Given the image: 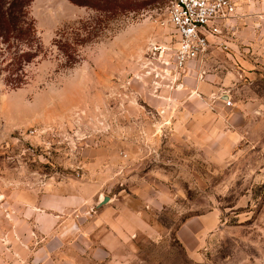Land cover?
I'll use <instances>...</instances> for the list:
<instances>
[{
	"label": "rangeland",
	"instance_id": "1",
	"mask_svg": "<svg viewBox=\"0 0 264 264\" xmlns=\"http://www.w3.org/2000/svg\"><path fill=\"white\" fill-rule=\"evenodd\" d=\"M171 1L116 16L68 0L31 3L43 51L22 87L0 79V264H44L23 262L10 251L13 216H30L15 204L35 201L47 182L98 179L110 194H134L129 205L139 207L148 225L120 247L121 264H264V24L256 25L264 17L234 23L198 62L218 84L216 93L162 88L159 97L142 63L149 42L166 37L160 23ZM237 1L241 15L264 14V0ZM237 28H245L247 39L239 41ZM89 30L99 37L79 46V62L66 67L54 41ZM239 101L256 109L245 116L246 137L236 143ZM179 107L206 114L181 115ZM108 156H115L110 178ZM151 169L163 178L146 174ZM147 184L154 186L155 204H143L134 193ZM215 210V229L187 252L179 228ZM84 221L75 213L66 226ZM62 258L57 254L55 263Z\"/></svg>",
	"mask_w": 264,
	"mask_h": 264
},
{
	"label": "crops",
	"instance_id": "2",
	"mask_svg": "<svg viewBox=\"0 0 264 264\" xmlns=\"http://www.w3.org/2000/svg\"><path fill=\"white\" fill-rule=\"evenodd\" d=\"M252 15L255 16L251 17ZM259 16L264 17V14H240L235 23L247 22L254 17L257 19ZM263 24L258 23L256 25L260 29ZM166 31L164 29V32ZM235 33L240 37L239 41L247 39L245 28L235 29ZM211 41V46H213V44L220 45L224 40L211 38ZM196 66H198L197 69H195ZM205 74V69L198 64V61L189 63L181 77L178 89L184 93L200 92L205 97H209L210 94L217 92L219 86L211 81L213 78H208L210 75L204 76ZM228 98L232 100L231 95ZM236 103H238L237 114L242 122L238 124L239 127L235 133L236 143H239L244 140L247 133L243 124L245 116L250 113L254 114L256 108L251 109L249 105L244 104V101ZM172 110L174 109L169 107L167 112ZM178 111L181 115L189 116L206 114L205 110L201 112L193 107H179ZM179 125L176 124L175 126L181 127ZM225 137H228V132H225ZM194 139L193 132L189 133L188 142L192 144ZM114 157L110 159L108 156V167L105 173L107 178H110L109 170L115 163ZM146 174L163 178L159 169L148 170ZM52 185L54 184L47 182L43 194L37 196L35 201L14 205V209L22 207V213L28 210L30 215L26 219L21 216H13L14 222L9 236L11 238L10 251L14 253L15 257H19L23 262L25 259H33L39 263L40 260L44 259V264H47V261L48 264H56L57 254H62L63 258L58 264H81L83 260H89L92 264H121L118 261L120 247L129 241L130 236L135 233L138 227L148 226L143 213L138 209L139 207L129 205L128 201L131 197L132 199L135 198L134 194H110L103 181L99 179L92 182H80L78 180L67 183L61 181L57 182L55 186ZM150 187L151 189L154 188L153 185L147 184L142 186V189L139 187L134 190L136 197L145 205L155 204L156 200L158 201L156 197H150ZM106 195L110 198L109 202L98 206ZM15 211L18 210L15 209ZM83 212L84 214H82ZM75 213H77L78 218H85V224H77L78 230L70 232L74 236V241L73 238L72 241H69L71 236L68 231L69 225L66 226V224L70 218L73 219ZM218 221L219 216L216 210L188 218L178 230V239L187 252L194 253L200 241L206 240L207 236L215 229ZM102 226L106 227L107 230L99 234L98 230Z\"/></svg>",
	"mask_w": 264,
	"mask_h": 264
},
{
	"label": "built area",
	"instance_id": "3",
	"mask_svg": "<svg viewBox=\"0 0 264 264\" xmlns=\"http://www.w3.org/2000/svg\"><path fill=\"white\" fill-rule=\"evenodd\" d=\"M239 16L237 0H172L167 18L160 23L167 37L149 42L142 63L153 94L161 97L162 88L178 89L188 64L203 60L211 38L224 40ZM226 104L231 106L233 101L227 98Z\"/></svg>",
	"mask_w": 264,
	"mask_h": 264
},
{
	"label": "trees",
	"instance_id": "4",
	"mask_svg": "<svg viewBox=\"0 0 264 264\" xmlns=\"http://www.w3.org/2000/svg\"><path fill=\"white\" fill-rule=\"evenodd\" d=\"M79 7L113 16L140 13L157 0H68ZM33 0H0V79L11 88L25 85L29 79L28 66L43 51L35 19L29 12ZM99 37L92 30L85 35L77 33L68 38L55 40L65 57L66 67L75 66L80 59L79 46Z\"/></svg>",
	"mask_w": 264,
	"mask_h": 264
},
{
	"label": "water",
	"instance_id": "5",
	"mask_svg": "<svg viewBox=\"0 0 264 264\" xmlns=\"http://www.w3.org/2000/svg\"><path fill=\"white\" fill-rule=\"evenodd\" d=\"M180 77H181V75H180ZM225 98L227 99L228 98V96L226 95L225 96ZM109 196H104V198L99 202V204H98V206H102V205H104V204H106L107 202H109ZM78 230V225H77V223H74V225H73V227L72 228H69V232H73V231H77Z\"/></svg>",
	"mask_w": 264,
	"mask_h": 264
}]
</instances>
